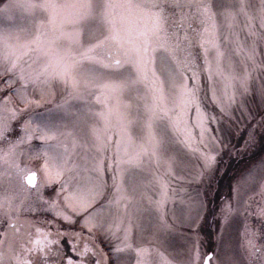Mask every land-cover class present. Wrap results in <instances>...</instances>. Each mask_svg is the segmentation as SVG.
Instances as JSON below:
<instances>
[{
  "label": "snow or ice",
  "instance_id": "snow-or-ice-1",
  "mask_svg": "<svg viewBox=\"0 0 264 264\" xmlns=\"http://www.w3.org/2000/svg\"><path fill=\"white\" fill-rule=\"evenodd\" d=\"M261 42L264 0H0V264H264V180L221 207L214 247L203 201L167 214L173 180L217 170L224 122L264 148ZM146 221L152 242L183 229L167 256Z\"/></svg>",
  "mask_w": 264,
  "mask_h": 264
},
{
  "label": "rangeland",
  "instance_id": "rangeland-1",
  "mask_svg": "<svg viewBox=\"0 0 264 264\" xmlns=\"http://www.w3.org/2000/svg\"><path fill=\"white\" fill-rule=\"evenodd\" d=\"M259 48L261 51H264V42L260 43ZM239 59L237 55L236 60L239 61ZM258 84L259 77H257L254 86H258ZM0 86H3L2 81H0ZM13 99L16 100L15 97H13ZM249 102L253 105L258 103V97L255 100L250 97ZM17 103H19L18 100ZM208 108L212 109L211 103L208 104ZM237 115H239V113H237ZM244 131L243 121H231L222 124L220 134L224 136L225 142L229 147L223 153L217 165V170L209 177H206L204 183L188 180L172 181V187L177 189L178 195L175 196L174 201H170L167 205V214L170 218L195 215V209H190L187 206V202L196 199L204 202V207L200 211L202 217L201 235L203 237L205 249L215 246V238L219 230L220 209L227 200L231 199L235 201L236 189L238 186L241 188V198L244 202H248L249 197L254 198L256 201L260 199L259 192L262 187V180H264V171H262V165H264V148L261 147L260 143H257L256 146L248 151H244L241 147V150L237 152L236 147L239 146ZM33 143L39 144L40 142L34 141ZM32 164L36 166V162L33 161ZM250 174L255 176V183L249 188L246 186V181H248ZM39 181L40 175L38 173L37 182L39 183ZM181 185H183V187H181ZM47 191L50 192L51 189ZM182 201H184V203H182ZM243 223L242 214L239 222L229 231V238L233 249L242 260L245 259L243 248ZM146 227L148 231L144 234V246L149 248L158 247L159 251L165 256L173 251L179 242L180 235L183 234V229H181L179 233L173 236H169L166 239L161 237L159 241L152 242V237L150 235L151 224L148 221H146ZM100 247L108 254L110 261V249L103 243L100 244ZM154 259L159 260V257H154Z\"/></svg>",
  "mask_w": 264,
  "mask_h": 264
}]
</instances>
